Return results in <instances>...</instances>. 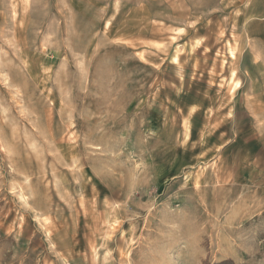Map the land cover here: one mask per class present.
Wrapping results in <instances>:
<instances>
[{
    "label": "rangeland",
    "instance_id": "374dc122",
    "mask_svg": "<svg viewBox=\"0 0 264 264\" xmlns=\"http://www.w3.org/2000/svg\"><path fill=\"white\" fill-rule=\"evenodd\" d=\"M0 264H264V0H0Z\"/></svg>",
    "mask_w": 264,
    "mask_h": 264
}]
</instances>
